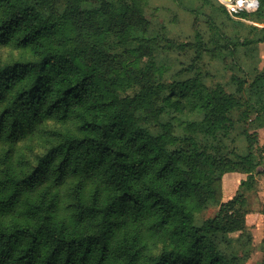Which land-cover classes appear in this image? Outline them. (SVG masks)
Returning <instances> with one entry per match:
<instances>
[{
    "label": "trees",
    "instance_id": "1",
    "mask_svg": "<svg viewBox=\"0 0 264 264\" xmlns=\"http://www.w3.org/2000/svg\"><path fill=\"white\" fill-rule=\"evenodd\" d=\"M148 1L0 0V50L17 54L0 56V264L245 262V200L221 201L219 181L237 172L221 150L246 86L233 75L236 90L211 88L191 67L167 78ZM257 2L239 18L264 25ZM252 29L256 40L225 30L181 49L198 61L223 46L233 58L264 42ZM247 91L264 111V72ZM21 142L36 152L25 158Z\"/></svg>",
    "mask_w": 264,
    "mask_h": 264
},
{
    "label": "rangeland",
    "instance_id": "2",
    "mask_svg": "<svg viewBox=\"0 0 264 264\" xmlns=\"http://www.w3.org/2000/svg\"><path fill=\"white\" fill-rule=\"evenodd\" d=\"M210 7L203 0H180L178 3L171 0H149L146 8V16L151 20L150 33H161L159 38V50L157 58L166 63V77L182 78L184 69L191 67V75H205L206 84L211 88L223 85L226 89L236 90L237 85L231 80L235 75L246 86L236 108L229 115V122L225 125L226 135L223 138L221 155L231 167L237 170L238 184H234L231 177L224 174L219 181L221 201L231 199L237 192L245 200V225L251 238L243 235L240 244L235 246L236 253L244 257L243 264L264 263V111L259 104L254 103L252 93L247 91L251 84V78L259 72H264V42H251L240 46L235 57L229 55V50L223 46L213 48L209 52L200 53L203 60L194 59L196 53L181 49L183 44L197 36L206 38L215 37L228 31L236 33L239 40H256L260 34L253 30H260L264 25L252 23L247 19H235L241 21L244 26L231 24L224 16L214 18ZM220 13V12H219ZM162 27L165 28L161 31ZM160 34V35H161ZM163 37V38H162ZM198 39V38H196ZM164 40H167L166 43ZM194 40V39H193ZM192 40V41H193ZM223 41L222 39H220ZM223 44V42H221ZM151 46V45H150ZM16 53L9 49L0 50L2 60H10L16 57ZM145 58V62H147ZM36 145L39 141H33ZM25 158L35 153V145L31 143H19ZM3 143H0V148ZM251 171L245 174L244 171ZM240 184H243L240 186ZM227 187L230 192H227ZM228 195V198H227ZM227 198V199H225ZM217 213L216 208L198 212L195 215V224L201 225L205 220L212 218ZM237 232L232 236H238Z\"/></svg>",
    "mask_w": 264,
    "mask_h": 264
},
{
    "label": "built area",
    "instance_id": "3",
    "mask_svg": "<svg viewBox=\"0 0 264 264\" xmlns=\"http://www.w3.org/2000/svg\"><path fill=\"white\" fill-rule=\"evenodd\" d=\"M226 10L229 17L233 19H241L239 15L241 13H253L258 7L257 0H229V2H223L217 0Z\"/></svg>",
    "mask_w": 264,
    "mask_h": 264
},
{
    "label": "crops",
    "instance_id": "4",
    "mask_svg": "<svg viewBox=\"0 0 264 264\" xmlns=\"http://www.w3.org/2000/svg\"><path fill=\"white\" fill-rule=\"evenodd\" d=\"M226 177H231V180L234 182L235 185L238 184L237 181H239V179H240L239 176L235 175V174H227ZM226 189H227V192L229 193L230 192V188L227 187ZM227 198H228V195H227ZM227 198H225V199H227Z\"/></svg>",
    "mask_w": 264,
    "mask_h": 264
},
{
    "label": "water",
    "instance_id": "5",
    "mask_svg": "<svg viewBox=\"0 0 264 264\" xmlns=\"http://www.w3.org/2000/svg\"><path fill=\"white\" fill-rule=\"evenodd\" d=\"M223 2H229V0H222Z\"/></svg>",
    "mask_w": 264,
    "mask_h": 264
}]
</instances>
